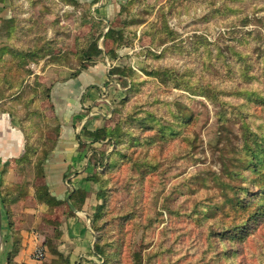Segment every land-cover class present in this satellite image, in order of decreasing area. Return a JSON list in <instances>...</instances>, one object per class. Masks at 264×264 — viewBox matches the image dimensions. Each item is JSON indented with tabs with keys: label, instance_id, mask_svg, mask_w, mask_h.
<instances>
[{
	"label": "rangeland",
	"instance_id": "rangeland-1",
	"mask_svg": "<svg viewBox=\"0 0 264 264\" xmlns=\"http://www.w3.org/2000/svg\"><path fill=\"white\" fill-rule=\"evenodd\" d=\"M76 3L0 0V49L9 45L4 21L16 19V41L28 45L32 39L36 48L50 47L57 57L69 54L64 62L70 68L53 64L51 55L31 63L30 82L37 77L52 89L48 81L56 75L48 76L47 70L69 69L72 76L79 68L75 53L85 46L90 24L85 23L86 6ZM130 10L115 27L130 23L128 43L116 48V58L88 63L101 64L108 80L99 100L87 101V112L96 105L98 119L104 121L101 127L115 131L114 140L99 141L91 176L102 172L114 151L117 160L112 171L100 174L103 186L92 183L96 190L95 204L88 209L90 226L103 193L102 239L107 249L120 253L118 264H264V220L247 226L254 233L243 243L228 228L238 223L236 212L208 211L214 205H231L225 204V196L236 190L256 195L242 176L232 173V159L233 150L244 146L246 123L264 132V105L259 102L264 97V0H136ZM99 44L103 48L102 40ZM158 70L164 75L157 76ZM211 89L219 101L207 98ZM43 105L37 99L32 110L41 113ZM183 115L195 119L185 124ZM51 128L46 135L53 139L57 135ZM16 158L5 166L6 173L13 172L6 175L12 225L22 242L25 232L38 236L41 247L33 257L44 249L43 258L36 259L42 261L44 246L55 252L68 203L50 206L36 197V188L47 184L45 167L51 155L43 163V175L36 171L40 166L34 169L39 159L16 167ZM76 191L73 198L85 200L87 193ZM199 210H207L209 217L203 219ZM6 236L13 243L12 235ZM5 248L7 252L0 241V254ZM93 256L90 264H103L94 251Z\"/></svg>",
	"mask_w": 264,
	"mask_h": 264
},
{
	"label": "trees",
	"instance_id": "trees-1",
	"mask_svg": "<svg viewBox=\"0 0 264 264\" xmlns=\"http://www.w3.org/2000/svg\"><path fill=\"white\" fill-rule=\"evenodd\" d=\"M77 5L83 4L86 6L85 11V23L90 24V33L87 35L85 40V46L78 50L75 55H78L80 66L75 70L72 77L79 75L83 70L91 67L89 62H93V59H102L106 57L109 60L116 58V48L123 42H127V31L130 28V23L125 22L124 28H119L117 30L115 27L121 21L124 22L123 16L125 13H131L130 8L136 4V0H128L126 3L121 4L120 11L114 18V21L107 25L103 20L97 19L92 12V8L98 1L94 0L90 4L81 3L76 0ZM4 35H8V46H3L0 49V109L1 112L7 113L14 120H18L19 129L23 133L25 139L24 154L16 158V167L21 164H26L31 158L39 159L41 162L39 165H34V169L38 166L37 172L43 175V163L48 156L57 148V144L60 139V129L61 121L56 115L55 106L52 101L53 90L47 87L44 83L40 81L37 77L34 78V82H30V77L34 72L29 68L31 63L38 62L41 58L51 55L53 64H59L63 67L70 68L72 64L64 62L68 59L69 54H64L60 57L55 56V52L45 48L44 50L36 48L32 44L30 39L28 45H23V43L16 41L14 35L17 34V22L16 19L6 20ZM143 22H138L140 24ZM117 24V25H116ZM80 26V25H79ZM7 27V29H6ZM103 29L99 35L95 33ZM107 29V31H105ZM168 29V28H167ZM6 33V34H5ZM82 38L77 40V44L81 45ZM102 40V47H100V41ZM35 42V41H34ZM46 45H52L53 42H43ZM128 43V42H127ZM123 45V44H122ZM55 59H60V62L55 61ZM162 70H158L157 76L164 75ZM109 76L111 74L109 73ZM207 98L211 101H219L216 95L215 89H211L208 92ZM39 99L42 107V112L32 110L36 100ZM260 104L264 105V97L261 96ZM50 113L53 115L49 118ZM191 116V115H190ZM187 115L181 116V121L183 123L193 122L195 118ZM17 117V118H16ZM247 117V116H245ZM42 120H47L45 124H41ZM226 121V118L225 120ZM222 122V119H221ZM46 123L49 127H46ZM53 123L55 126H53ZM56 133V137L51 139L48 137L46 129L50 128ZM262 127V126H261ZM49 129V130H50ZM188 129V128H187ZM37 134L38 136H35ZM47 134V135H46ZM88 136L93 138V141H105L114 140L115 131L114 128L110 126H104L96 129L93 132H87ZM244 146H238L233 150L234 158L232 173L234 175L243 177L251 188H254L256 195L254 193L249 194V196H243L241 191L236 190L232 192L233 196H225V204H231L229 206L222 207L221 205H214L209 208L208 211L215 212V210H220V214L228 215L231 211L236 212L234 216V221L238 222L232 227H228L231 231H234L233 235H238L241 242H246V240L253 235L254 232L249 230L248 225L254 223L258 220H264V132L258 133L250 129V126L246 123L244 130ZM12 159H8L5 162L7 166ZM236 162L245 164L244 168H238ZM117 163L116 151L108 155L107 160L104 162V168L101 175H106L113 170ZM31 165V164H30ZM90 176L88 181L100 183L103 186L101 175ZM232 186L229 184V187ZM6 179L2 178L0 180V204L6 213L7 223L9 232L12 235L14 249L8 253V264H14L15 257L19 254L22 248V241L18 238V233L15 231L12 214V204L13 200L6 193ZM249 190V188H246ZM253 192V190H249ZM78 195L75 191L71 198ZM36 197L39 202H46L48 205H59L60 202L57 200L49 190L47 184L38 186L36 188ZM98 199L103 201L95 212L94 217H91V229L95 236L94 253L103 259V264H118L120 261V253L116 249H107L104 244V239H102V229L100 222L103 217L104 203L107 200L106 194H99ZM84 202V200L82 201ZM74 207L70 206L69 213ZM207 210H199V214L203 219L209 217ZM226 226V225H225ZM231 233L229 234V236Z\"/></svg>",
	"mask_w": 264,
	"mask_h": 264
},
{
	"label": "crops",
	"instance_id": "crops-1",
	"mask_svg": "<svg viewBox=\"0 0 264 264\" xmlns=\"http://www.w3.org/2000/svg\"><path fill=\"white\" fill-rule=\"evenodd\" d=\"M97 1L92 12L97 19L103 20L107 25L120 11V4L124 3V0ZM48 72V76L56 75L53 79L49 78L48 85L53 90L52 101L56 115L61 121V131L57 148L45 167L46 182L57 200L67 202V208L72 205L74 207L69 215L62 219L55 252L44 246L45 259L36 260L33 255L36 249L41 247L40 240L37 235L25 232L23 248L15 257L14 264H90L95 260L93 256L95 236L89 224L88 209L95 204L93 199L96 185L88 181V177L96 171L94 156L102 144L93 141L87 132L95 131L104 121L98 119L100 114L96 110V105L92 111L87 112L89 108L87 101L92 100L94 104L99 100L101 93L99 90L108 80V74L101 64L91 66L75 77L71 76L69 69L47 70L45 74ZM24 145V136L17 121H13L9 114L0 112V180L6 179V175L11 177L13 172L10 170L6 173L4 164L10 158L20 157L24 153ZM68 174L70 175L64 179ZM79 189L87 193L84 202L71 198ZM41 210H44V207H41ZM7 234L10 232L6 213L0 204V241L4 247L7 245L8 249L6 252L5 248L3 255L0 254V264H8V253L14 247L12 242H7Z\"/></svg>",
	"mask_w": 264,
	"mask_h": 264
},
{
	"label": "built area",
	"instance_id": "built-area-1",
	"mask_svg": "<svg viewBox=\"0 0 264 264\" xmlns=\"http://www.w3.org/2000/svg\"><path fill=\"white\" fill-rule=\"evenodd\" d=\"M43 256H44V249L39 250V251L35 254L36 259H41V258H43Z\"/></svg>",
	"mask_w": 264,
	"mask_h": 264
}]
</instances>
